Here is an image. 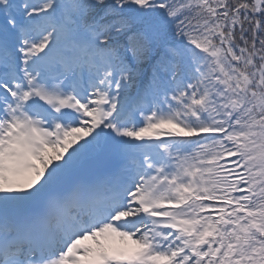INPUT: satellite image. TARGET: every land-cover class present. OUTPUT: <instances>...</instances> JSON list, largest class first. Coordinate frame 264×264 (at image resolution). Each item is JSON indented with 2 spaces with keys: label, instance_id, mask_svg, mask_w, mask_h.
Returning a JSON list of instances; mask_svg holds the SVG:
<instances>
[{
  "label": "snow or ice",
  "instance_id": "6c2138e0",
  "mask_svg": "<svg viewBox=\"0 0 264 264\" xmlns=\"http://www.w3.org/2000/svg\"><path fill=\"white\" fill-rule=\"evenodd\" d=\"M0 264H264V0H0Z\"/></svg>",
  "mask_w": 264,
  "mask_h": 264
}]
</instances>
